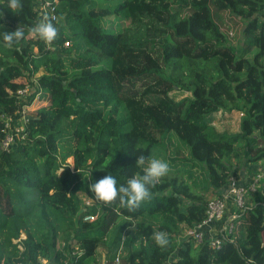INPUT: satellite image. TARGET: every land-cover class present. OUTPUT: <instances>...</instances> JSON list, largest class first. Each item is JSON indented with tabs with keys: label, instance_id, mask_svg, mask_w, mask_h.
Masks as SVG:
<instances>
[{
	"label": "trees",
	"instance_id": "16d2710c",
	"mask_svg": "<svg viewBox=\"0 0 264 264\" xmlns=\"http://www.w3.org/2000/svg\"><path fill=\"white\" fill-rule=\"evenodd\" d=\"M46 1L21 0L14 14L0 0V142L2 116L19 118L39 96L23 138L0 152V264H97L114 220L122 264H264V195L231 231L223 218L217 249L178 235L203 220L207 196L264 161V0H56L44 13ZM45 15L59 30L54 50L29 37ZM235 20L237 47L224 30ZM17 27L24 37L8 48L3 35ZM232 111L243 114L237 134L204 122ZM141 154L170 165L152 198L131 213L96 201L89 184L142 175Z\"/></svg>",
	"mask_w": 264,
	"mask_h": 264
},
{
	"label": "clouds",
	"instance_id": "9594fccd",
	"mask_svg": "<svg viewBox=\"0 0 264 264\" xmlns=\"http://www.w3.org/2000/svg\"><path fill=\"white\" fill-rule=\"evenodd\" d=\"M7 6L14 14L23 10L21 0H8ZM29 32L31 36L46 45H51L59 36L58 28L47 15L32 26ZM23 37V28L17 27L15 31L5 32L3 40L5 46L11 48L14 43L19 44ZM136 165L143 169V174L130 177L126 184L117 186V180L111 174L90 183L89 191L94 194L95 200L105 206L118 202L120 208L127 209L130 213L136 212L143 202L152 198L150 189L155 187L161 178L170 171L168 161L161 158L146 157L143 154L137 157ZM152 239L160 248H165L169 244L168 234L164 231L154 232Z\"/></svg>",
	"mask_w": 264,
	"mask_h": 264
},
{
	"label": "built area",
	"instance_id": "2783aa9c",
	"mask_svg": "<svg viewBox=\"0 0 264 264\" xmlns=\"http://www.w3.org/2000/svg\"><path fill=\"white\" fill-rule=\"evenodd\" d=\"M51 2L54 4L56 3V0L46 1L44 5L40 8V10H42L45 13L48 7L50 6ZM50 9L52 10V7H50ZM49 13L51 15L52 11H49ZM45 46L48 50L55 49L53 43L51 45L45 44ZM25 92H26V88L21 91H18L17 94L20 97V95H24ZM38 99L39 96L35 95L28 108L22 107L20 109L19 112L20 117L16 118L15 120L2 116L4 137L0 142V152H8L9 148L12 146L15 139L23 138L21 133L23 132L25 123L27 121L25 114L26 112H28L30 107L37 104ZM34 108H36V106L33 107V109ZM30 110H32V108ZM241 115L242 114L240 113V116ZM263 174L264 171L254 173L250 178L244 179L243 182H240L232 177L229 178L227 180L226 192L221 194L219 197H210L205 204L203 220L191 228H185L180 238L199 243L204 239L206 233L208 234L210 233L211 230H213V227L216 223H220L223 220L228 206L235 209L237 212L243 211L249 205V199H248L249 196L258 193L261 186L264 187V183L262 184L261 182L262 180L261 178ZM85 203L89 204V202L86 201ZM232 214L233 213L230 214L229 218L232 216ZM236 217H237V213L236 216H233L232 218L234 219ZM95 220H96V216L91 214H86L82 218V222L84 223H92ZM232 226L233 225L231 223H228L227 225L223 226V229L229 232L231 231ZM208 244L210 245L211 248L217 249L221 244V240L216 237L214 238L211 237L208 240ZM120 250L121 247L117 249L114 256L115 259L112 264H120L119 261Z\"/></svg>",
	"mask_w": 264,
	"mask_h": 264
},
{
	"label": "rangeland",
	"instance_id": "374dc122",
	"mask_svg": "<svg viewBox=\"0 0 264 264\" xmlns=\"http://www.w3.org/2000/svg\"><path fill=\"white\" fill-rule=\"evenodd\" d=\"M119 24L121 26H124L126 25V22L125 20L123 19H120L119 21ZM240 28H241V24L235 20L234 23H229L228 26L226 28H224V30H226V32L228 33L229 35V38H230V41L232 43L233 46H238L241 42V34H240ZM29 37H33L31 35H29ZM34 38V37H33ZM171 96H172V99L173 101H178L180 100L181 98H190V95L187 94V93H178V92H171ZM37 106L34 105L32 107L29 108V110L33 107ZM28 113V112H27ZM238 118H239V114L237 113L236 115ZM234 120L231 119V123L233 122ZM173 133H172V136L171 139L175 138V136L173 137ZM181 144V146H183L182 143H179ZM157 158V157H155ZM66 162H68L71 167L73 166V160L71 158H69ZM210 198V196H207V200ZM251 198V197H250ZM84 200V199H83ZM86 202H89L88 200L85 199ZM230 213V212H229ZM226 215H230V214H226ZM233 216H231L230 218L227 217L226 221L228 222L229 219H233L232 218ZM122 220H114L112 223H111V227L109 228V230L106 231L105 235H104V243L103 245L99 246L98 249H97V253L95 255V257L93 258V262H96L97 264H112L114 262V259H115V253L117 251V249L119 248L118 246H114L113 242H114V237L116 235V230L117 228L122 224ZM185 228H181L178 235H179V238L183 232ZM96 235V234H94ZM214 238V237H213ZM263 241H264V235H263ZM125 254L122 250V247H121V250H120V253H119V261H120V264H122V260L124 258ZM44 263V262H43Z\"/></svg>",
	"mask_w": 264,
	"mask_h": 264
},
{
	"label": "crops",
	"instance_id": "0c3cea01",
	"mask_svg": "<svg viewBox=\"0 0 264 264\" xmlns=\"http://www.w3.org/2000/svg\"><path fill=\"white\" fill-rule=\"evenodd\" d=\"M237 113L239 114V118L236 116ZM242 114V113H241ZM243 115V114H242ZM240 116V112L237 111H232L230 113H225V112H216L213 114L208 115L207 117L204 118V122L208 125L213 126L218 133H224V134H237L239 132V123L240 119L242 117ZM231 119L234 120L231 123ZM252 170V171H251ZM264 171V161L263 162H258L254 166L246 165V168H242L238 177V181L243 182L244 179L250 178L254 173ZM262 184L264 183V174L262 175L261 178ZM259 195H264V187L261 186L259 191ZM249 196V201H250ZM230 212V213H229ZM232 214V216H236L237 211L230 206L227 207L226 214ZM224 217H229L230 215H226ZM219 223H216L213 227V230L210 231V233H206V236L208 238L215 237L217 232L222 231V227Z\"/></svg>",
	"mask_w": 264,
	"mask_h": 264
}]
</instances>
